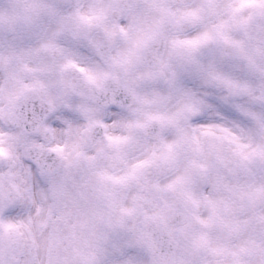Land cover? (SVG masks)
Returning <instances> with one entry per match:
<instances>
[{
	"label": "snow or ice",
	"instance_id": "snow-or-ice-1",
	"mask_svg": "<svg viewBox=\"0 0 264 264\" xmlns=\"http://www.w3.org/2000/svg\"><path fill=\"white\" fill-rule=\"evenodd\" d=\"M0 264H264V0H0Z\"/></svg>",
	"mask_w": 264,
	"mask_h": 264
}]
</instances>
